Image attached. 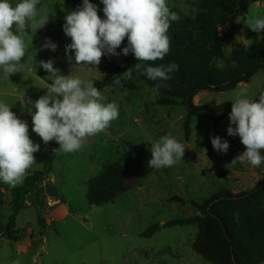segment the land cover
Returning <instances> with one entry per match:
<instances>
[{"label": "rangeland", "instance_id": "374dc122", "mask_svg": "<svg viewBox=\"0 0 264 264\" xmlns=\"http://www.w3.org/2000/svg\"><path fill=\"white\" fill-rule=\"evenodd\" d=\"M20 1L10 0V3L14 5ZM79 1L39 0L37 19L48 16V22L36 31L29 27L23 35L27 47L20 72L5 78L0 70V102L8 104L11 111L27 123H32L28 101L34 102L45 95L51 84L47 79L49 73L39 66L40 61L52 60L53 66L65 76L71 74L85 81H102L109 71L124 66L132 56L131 52L127 56L105 54L99 65L74 67V50L66 55L65 45L71 43V38L65 35L63 24L68 12L82 5ZM166 2L179 18L194 17L201 8L200 0ZM92 4L104 19L101 0ZM257 17H264V0L249 6L238 16L240 22L237 18L235 22L247 24L246 21ZM46 41L57 45L55 51L42 48ZM125 46L127 43L123 41L117 53ZM239 47L252 54H261L264 35L230 36L222 32L221 56L216 59L218 66L230 64ZM240 88H246L247 98L255 100L264 91V70L233 90L202 91L194 101L197 105L209 106L234 102ZM99 90L105 97L103 103L115 102L119 106V117L104 132L89 137L79 151L54 154L59 148L55 140L44 144L35 132L29 131L40 150L34 153L36 164L27 175L42 170L53 154L50 178L61 201L55 203L58 207L42 210L47 220L44 233L38 209L27 203L16 217L17 235L0 237V264H13L16 260L20 264H210L193 249L199 233L196 224L161 227L150 237L141 234L150 225H164L173 219L198 215L193 203H203L220 190L240 193L253 189L264 176V164L258 168L247 162L232 165L231 161L246 148L239 136L228 135L229 116L216 124L209 118L192 117L186 128V108L159 105L158 95L139 74H131V79L123 75L120 85L112 83ZM168 133L183 143L184 157L172 167L152 169L148 166L150 144ZM216 136L229 143L227 153L213 149L211 138ZM132 145L145 147L137 173L139 186L121 193L113 202L90 207L87 200L89 180L99 175L105 165L120 160ZM261 154L264 155V150ZM5 187L9 186L0 181V221L3 224L8 223L13 213L10 200L5 199L9 195ZM59 206L62 209L55 215L54 209Z\"/></svg>", "mask_w": 264, "mask_h": 264}, {"label": "clouds", "instance_id": "9594fccd", "mask_svg": "<svg viewBox=\"0 0 264 264\" xmlns=\"http://www.w3.org/2000/svg\"><path fill=\"white\" fill-rule=\"evenodd\" d=\"M104 19L98 15L97 6L83 0L76 10L65 16L63 31L71 38L65 45L66 55L74 50L75 66L99 65L102 56H127L130 52L136 61L162 60L170 50L167 34L170 24L178 21L166 0H101ZM39 0H21L13 6L10 0H0V70L5 78L20 72L21 61L25 57L26 44L23 35L30 27L35 31L49 20L48 16L37 19ZM237 22H240L237 17ZM249 30L264 33V17L246 21ZM127 38V46L121 53L117 49ZM57 45L46 41L42 48L55 51ZM71 62V56H69ZM49 73L51 84L45 95L36 101H28L32 117V131L48 144L55 140L59 148L54 154L74 153L82 149L89 137L104 132L113 120L119 117V106L115 102L103 103L105 97L91 80L85 81L74 75H62L53 66V61H40ZM135 69L152 81H168L171 74L179 70V65L144 66L136 63L124 75L131 79ZM113 83L120 85V78ZM166 86V85H165ZM160 84L152 91L159 92ZM248 90L240 88L235 93L229 114V136H239L246 150L235 157L231 164L247 162L253 167L264 164V91L258 102L247 98ZM23 103V99L21 100ZM32 108L35 111H32ZM232 125H235L233 127ZM213 149L227 153L229 143L216 136L211 138ZM40 145L32 141L26 121L17 117L11 107L0 102V181L15 188L22 184L28 170L36 164L34 153ZM152 169L172 167L183 159L185 147L172 133L160 136L151 142ZM13 264H20L19 260Z\"/></svg>", "mask_w": 264, "mask_h": 264}, {"label": "trees", "instance_id": "16d2710c", "mask_svg": "<svg viewBox=\"0 0 264 264\" xmlns=\"http://www.w3.org/2000/svg\"><path fill=\"white\" fill-rule=\"evenodd\" d=\"M98 1L89 0L90 3ZM257 1L261 0H200V11L194 17L182 16L178 21L171 22L167 33L170 50L162 60L136 61L132 54L124 66H116L102 81H91L95 87L103 89L136 63L146 67L174 62L179 65V70L173 72L168 81L149 80L135 69L131 74H139L151 90L156 84L161 85L156 93L159 105L185 107L186 128L192 117L209 118L216 124L229 116L232 102L215 106L197 105L194 98L202 91L233 90L264 70V52L252 54L244 47L234 51L230 64L220 67L216 62L221 56L222 32L230 36L257 34L249 30L247 24L235 22L243 11ZM36 7H40V3ZM124 42L127 43V38ZM108 60L111 61L110 58ZM258 99L259 95L254 101L258 102ZM27 124L29 131L32 130V123ZM144 149V145H132L120 160L105 165L99 175L89 180L87 200L90 207L113 202L121 193L139 186L137 173ZM54 158L51 154L44 168L29 173L22 185L5 187L12 197L10 206L13 213L7 224L0 221V237L14 238L17 235L16 217L27 203L38 209L39 224L44 233L47 220L42 210L53 209L51 201L60 199L58 189L50 178ZM193 205L198 215L173 219L164 225H150L141 236L150 237L161 227L196 224L199 233L193 249L210 264H264V176L251 190L240 193L220 190L203 203L195 202Z\"/></svg>", "mask_w": 264, "mask_h": 264}, {"label": "crops", "instance_id": "0c3cea01", "mask_svg": "<svg viewBox=\"0 0 264 264\" xmlns=\"http://www.w3.org/2000/svg\"><path fill=\"white\" fill-rule=\"evenodd\" d=\"M51 181H52V180H51ZM53 183H54V182H53ZM58 201H61V200L59 199V200L54 201V204H55L56 202H58ZM54 204H53V205H54ZM51 205H52V204H51ZM55 206L58 207L57 204H55L54 207H55ZM60 208L62 209V207H60V206H59V208H55V209H54V210H55V215H56V213H57L59 210H61ZM63 217H64V216H63Z\"/></svg>", "mask_w": 264, "mask_h": 264}, {"label": "water", "instance_id": "95a60500", "mask_svg": "<svg viewBox=\"0 0 264 264\" xmlns=\"http://www.w3.org/2000/svg\"><path fill=\"white\" fill-rule=\"evenodd\" d=\"M5 199L7 200V199H9L10 200V202H11V200H12V197L11 196H9V195H6L5 196ZM6 204H7V202H6Z\"/></svg>", "mask_w": 264, "mask_h": 264}]
</instances>
